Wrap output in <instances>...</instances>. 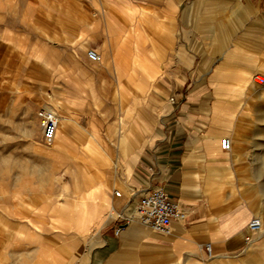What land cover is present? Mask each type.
Masks as SVG:
<instances>
[{"label": "crops", "instance_id": "crops-1", "mask_svg": "<svg viewBox=\"0 0 264 264\" xmlns=\"http://www.w3.org/2000/svg\"><path fill=\"white\" fill-rule=\"evenodd\" d=\"M98 7L97 18L61 25L60 36L103 43L114 63L104 71L115 82L101 83L103 72L61 71L64 130L56 138L71 179L50 200L49 226L29 228L28 249L19 248L12 264H264V203L235 188L236 116L217 95L259 69L264 0H103ZM236 58L250 62L229 87ZM101 96L118 102L90 115L98 148L88 167L78 162L83 133L72 128ZM155 188L180 205L170 235L135 219L140 197ZM254 217L263 222L259 232L248 228Z\"/></svg>", "mask_w": 264, "mask_h": 264}, {"label": "rangeland", "instance_id": "rangeland-1", "mask_svg": "<svg viewBox=\"0 0 264 264\" xmlns=\"http://www.w3.org/2000/svg\"><path fill=\"white\" fill-rule=\"evenodd\" d=\"M101 1L0 0V264H12L18 258L19 248L20 254L26 252L28 247L22 242L28 241L29 228L49 226L51 219L45 211L53 204L50 200L64 194V183L71 179L63 168L67 157L60 151L58 136L52 145H46L38 117L41 108H51L58 117L63 116L56 91L65 84L61 71L77 67L85 73L103 72L101 83L115 82L104 71L112 69L114 63L99 49L103 43L91 46L77 38L60 36L61 25L97 18ZM91 47L99 51L100 65L88 62L86 52ZM202 62L197 59L195 67ZM247 62L250 61L242 58L233 60L229 87L234 86L235 74ZM135 64L142 66L139 59ZM263 67L264 57H260L259 69L248 77L254 86L245 94L237 89L242 80H238L233 90L217 92L221 102H226V109L236 116L238 150L234 146L232 151L236 163L235 188L244 195L256 196L261 204L264 203V83L256 84L254 77L256 73L264 76ZM199 77L196 75V79ZM211 94L215 99L214 93ZM111 98L113 101L103 96L96 98L73 124L72 132L83 133L84 153L78 162L85 166H92L98 148L97 140L88 132L90 115L108 103L118 102L117 96ZM98 119L99 115H94V122ZM59 128V132L64 130L61 121ZM69 157L77 161L75 156Z\"/></svg>", "mask_w": 264, "mask_h": 264}, {"label": "built area", "instance_id": "built-area-1", "mask_svg": "<svg viewBox=\"0 0 264 264\" xmlns=\"http://www.w3.org/2000/svg\"><path fill=\"white\" fill-rule=\"evenodd\" d=\"M87 59L98 64L101 61V55L97 50L90 48L86 52ZM256 84L264 83V76L256 75L254 77ZM174 101V98L171 99ZM40 126L43 132V141L46 145H52L55 141L57 130L59 127V117L51 108H41L38 111ZM222 147L226 151H230L232 143L230 138L222 139ZM117 194L120 192L117 190ZM181 215L180 205L177 200L172 198L164 188H155L147 194L140 197L139 203L135 211V219L142 225L151 230L170 235L173 231V222ZM263 222L260 217H254L248 228L251 232H259L262 230ZM122 226L116 229L119 233ZM206 249L209 256L212 255V245L206 244Z\"/></svg>", "mask_w": 264, "mask_h": 264}, {"label": "bare ground", "instance_id": "bare-ground-1", "mask_svg": "<svg viewBox=\"0 0 264 264\" xmlns=\"http://www.w3.org/2000/svg\"><path fill=\"white\" fill-rule=\"evenodd\" d=\"M262 76V75H261ZM251 77V76H250ZM254 86L253 82L249 79H246L242 82L241 85H239L237 87V89H239L241 91L242 94H245L248 90H250L252 87ZM59 120L62 122L63 121V117L62 115L59 116ZM58 129H60L58 127ZM57 133H58V130H57ZM229 138V137H228Z\"/></svg>", "mask_w": 264, "mask_h": 264}]
</instances>
